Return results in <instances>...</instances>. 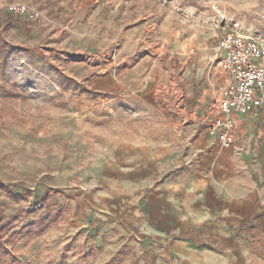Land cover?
I'll use <instances>...</instances> for the list:
<instances>
[{
    "label": "rangeland",
    "instance_id": "1",
    "mask_svg": "<svg viewBox=\"0 0 264 264\" xmlns=\"http://www.w3.org/2000/svg\"><path fill=\"white\" fill-rule=\"evenodd\" d=\"M230 32L264 0H0V264L173 255Z\"/></svg>",
    "mask_w": 264,
    "mask_h": 264
},
{
    "label": "crops",
    "instance_id": "2",
    "mask_svg": "<svg viewBox=\"0 0 264 264\" xmlns=\"http://www.w3.org/2000/svg\"><path fill=\"white\" fill-rule=\"evenodd\" d=\"M231 133L230 147L220 142L212 153L206 135L199 142L188 209L162 214L161 242L173 255L142 264H264V107L236 115Z\"/></svg>",
    "mask_w": 264,
    "mask_h": 264
},
{
    "label": "built area",
    "instance_id": "3",
    "mask_svg": "<svg viewBox=\"0 0 264 264\" xmlns=\"http://www.w3.org/2000/svg\"><path fill=\"white\" fill-rule=\"evenodd\" d=\"M218 51L223 78L207 116V128L210 135L225 137L228 147L235 116L264 107V38L226 33L219 40Z\"/></svg>",
    "mask_w": 264,
    "mask_h": 264
},
{
    "label": "trees",
    "instance_id": "4",
    "mask_svg": "<svg viewBox=\"0 0 264 264\" xmlns=\"http://www.w3.org/2000/svg\"><path fill=\"white\" fill-rule=\"evenodd\" d=\"M4 55L5 56H7V54L6 53H4ZM63 79H65V83L66 82H70V83H75V81L74 80H72V79H69V78H66V77H62ZM14 194V193H13ZM15 195V194H14ZM49 222V219H43V220H40L39 221V225H44V224H46V223H48ZM9 225V224H8ZM8 225H5V226H8Z\"/></svg>",
    "mask_w": 264,
    "mask_h": 264
},
{
    "label": "bare ground",
    "instance_id": "5",
    "mask_svg": "<svg viewBox=\"0 0 264 264\" xmlns=\"http://www.w3.org/2000/svg\"><path fill=\"white\" fill-rule=\"evenodd\" d=\"M239 119H237V122H238Z\"/></svg>",
    "mask_w": 264,
    "mask_h": 264
}]
</instances>
